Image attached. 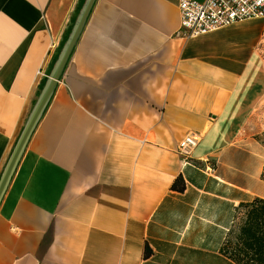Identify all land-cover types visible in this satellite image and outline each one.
I'll use <instances>...</instances> for the list:
<instances>
[{
  "label": "crops",
  "instance_id": "obj_1",
  "mask_svg": "<svg viewBox=\"0 0 264 264\" xmlns=\"http://www.w3.org/2000/svg\"><path fill=\"white\" fill-rule=\"evenodd\" d=\"M86 1L0 0V178ZM179 1L95 0L0 202V264H238L235 208L264 197L252 34L231 32L253 21L183 38Z\"/></svg>",
  "mask_w": 264,
  "mask_h": 264
},
{
  "label": "built area",
  "instance_id": "obj_2",
  "mask_svg": "<svg viewBox=\"0 0 264 264\" xmlns=\"http://www.w3.org/2000/svg\"><path fill=\"white\" fill-rule=\"evenodd\" d=\"M179 7L181 25L176 35L183 38L204 35L237 20L264 17V0H180ZM202 138V133L193 131L179 140L177 151L184 165H202L193 157L195 148ZM206 164L208 170L215 167L210 159L206 160Z\"/></svg>",
  "mask_w": 264,
  "mask_h": 264
},
{
  "label": "trees",
  "instance_id": "obj_3",
  "mask_svg": "<svg viewBox=\"0 0 264 264\" xmlns=\"http://www.w3.org/2000/svg\"><path fill=\"white\" fill-rule=\"evenodd\" d=\"M43 88L44 85L39 96ZM173 186L178 190L185 188L182 176ZM235 211V221L223 242L222 252L238 264H264V197L258 195L252 200H242ZM150 252L151 248L147 249L146 255Z\"/></svg>",
  "mask_w": 264,
  "mask_h": 264
},
{
  "label": "water",
  "instance_id": "obj_4",
  "mask_svg": "<svg viewBox=\"0 0 264 264\" xmlns=\"http://www.w3.org/2000/svg\"><path fill=\"white\" fill-rule=\"evenodd\" d=\"M94 2L95 0H87L84 7L82 8L81 10L82 12L80 13L74 25V29L70 34L69 38L67 39V41L65 42L66 44L64 46V49L58 58L59 59L58 63L56 64L48 82L42 89V93L40 94L39 98L34 104V109L32 110L30 116L26 121V125L24 126L22 132L19 135L18 138L19 140L16 143L7 164L5 165L3 170L4 172L0 178V202L8 188L7 186L10 180L12 179L15 173V169L20 161V158L22 157V153L30 140L29 138L34 132L35 127L38 124L37 122L44 113L46 106L50 101V98L54 92L53 90L57 85L58 80L63 75L62 73L64 71V68L67 65L71 53L77 44L79 35L82 32L84 28V24L92 11L91 9L94 5Z\"/></svg>",
  "mask_w": 264,
  "mask_h": 264
},
{
  "label": "rangeland",
  "instance_id": "obj_5",
  "mask_svg": "<svg viewBox=\"0 0 264 264\" xmlns=\"http://www.w3.org/2000/svg\"><path fill=\"white\" fill-rule=\"evenodd\" d=\"M250 21L253 22L248 25H241L236 29H233V25L227 27L233 29L231 32L235 34L237 32L252 34L247 51L251 95L255 96L256 94V97L259 96L262 99L261 108L263 110L262 117L254 120L253 131L256 133V129L264 127V17H252ZM255 137L264 145V130L256 134Z\"/></svg>",
  "mask_w": 264,
  "mask_h": 264
}]
</instances>
